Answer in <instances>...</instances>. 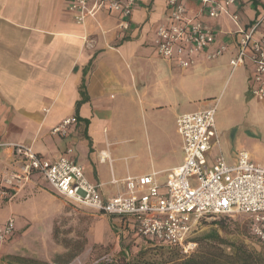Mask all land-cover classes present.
Instances as JSON below:
<instances>
[{"label":"crops","instance_id":"1","mask_svg":"<svg viewBox=\"0 0 264 264\" xmlns=\"http://www.w3.org/2000/svg\"><path fill=\"white\" fill-rule=\"evenodd\" d=\"M72 1L0 0V140L28 145L48 161L70 157L99 185L104 199L123 192L127 177L155 173L163 187L168 171L184 157L176 117L207 103L197 99L202 107L187 111L199 97L190 78L211 61L181 69L158 56L153 39L158 26L168 24L167 0H136L128 30L120 29L119 15L107 9L76 23ZM184 2L197 19L222 32L217 43H226L232 58L236 47L228 22L208 19L196 0ZM262 5L235 0L231 10L248 25ZM259 32L264 34V23ZM67 117L75 121L66 134L52 135ZM213 157L208 154V161ZM16 166L10 149H0V177ZM0 206H7L2 222L16 216L27 224L68 221L71 213L79 221L81 209L91 221H111L135 234L129 218L76 206L54 194L37 173L10 201L0 198Z\"/></svg>","mask_w":264,"mask_h":264},{"label":"built area","instance_id":"2","mask_svg":"<svg viewBox=\"0 0 264 264\" xmlns=\"http://www.w3.org/2000/svg\"><path fill=\"white\" fill-rule=\"evenodd\" d=\"M196 1L208 19L224 18L231 26L236 47L235 55L229 59L231 71L249 63L250 94L264 102V34L259 32L264 23V0L261 14L248 25H243L238 14L231 10L235 0ZM166 3L168 24L158 26L153 39L160 58L174 60L185 69L224 55L227 44L217 43L221 31L191 14L184 0ZM135 4L136 0H73L69 10L76 23L82 24L107 9L119 15L118 27L128 30ZM215 110L216 103L176 117L184 157L181 165L168 171L163 187L155 173L127 177L123 192L108 199L101 197L99 185L90 183L83 167L70 157L48 161L28 145L0 140V149H10L17 160V166L0 177V198L10 201L37 173L60 198L100 214L129 218L132 230L141 239L176 248L184 255L196 247L191 238L198 221L220 214L246 215L250 234L264 244V166L252 161L246 150H240L232 164L222 155L208 161L213 142H217ZM74 121V117H67L50 133L65 135ZM14 231L12 217L0 225V246Z\"/></svg>","mask_w":264,"mask_h":264},{"label":"rangeland","instance_id":"3","mask_svg":"<svg viewBox=\"0 0 264 264\" xmlns=\"http://www.w3.org/2000/svg\"><path fill=\"white\" fill-rule=\"evenodd\" d=\"M250 73L249 63L231 71L226 51L221 58L211 61L206 71L196 72L190 78V89L199 97L194 98V107L187 111L202 107L197 99H205L207 107L216 103L217 142H213L210 158L222 155L226 162H234L237 153L246 150L252 161L264 166V102L250 94ZM42 199L39 204L44 203ZM16 208L15 203L12 209L18 215ZM6 212L7 206H0V222ZM67 217L68 221H30L27 224L16 216L13 236L0 246V264L114 263L123 253L129 259L150 245L111 221H91L92 215L87 211L79 209V221H75L73 213ZM248 221L242 214L201 218L193 232L195 249L200 246L198 239L202 235L216 230L226 243L242 242L250 250L264 252V244L251 237ZM17 237L18 241L13 244V238ZM222 247L226 252L231 250L226 245Z\"/></svg>","mask_w":264,"mask_h":264},{"label":"trees","instance_id":"4","mask_svg":"<svg viewBox=\"0 0 264 264\" xmlns=\"http://www.w3.org/2000/svg\"><path fill=\"white\" fill-rule=\"evenodd\" d=\"M214 216L232 217V215L226 214L213 215L211 217ZM218 220L217 223H220V219ZM251 237L259 242L252 235ZM143 240L150 244L149 247L141 249L132 258L127 259L123 253L114 263L100 262L98 264H264V252L250 250L242 242L229 241V243H226L216 230H211L202 235L198 239L200 245L198 249L193 250L188 255H184L178 249L171 248L154 240ZM191 240L196 243L193 236ZM222 245L229 247L231 249L230 252H226Z\"/></svg>","mask_w":264,"mask_h":264}]
</instances>
